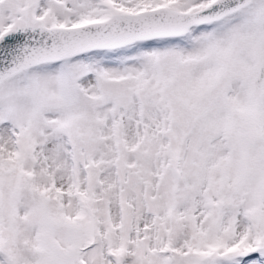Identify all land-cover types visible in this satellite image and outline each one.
Wrapping results in <instances>:
<instances>
[{"label":"snow or ice","instance_id":"1","mask_svg":"<svg viewBox=\"0 0 264 264\" xmlns=\"http://www.w3.org/2000/svg\"><path fill=\"white\" fill-rule=\"evenodd\" d=\"M0 264H264V0H0Z\"/></svg>","mask_w":264,"mask_h":264}]
</instances>
